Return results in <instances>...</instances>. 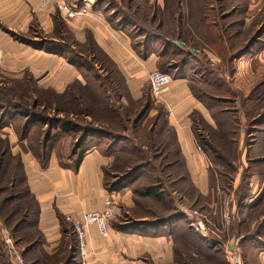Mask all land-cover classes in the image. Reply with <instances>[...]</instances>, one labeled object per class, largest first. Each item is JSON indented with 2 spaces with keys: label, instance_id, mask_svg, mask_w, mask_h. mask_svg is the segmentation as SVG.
<instances>
[{
  "label": "trees",
  "instance_id": "trees-1",
  "mask_svg": "<svg viewBox=\"0 0 264 264\" xmlns=\"http://www.w3.org/2000/svg\"><path fill=\"white\" fill-rule=\"evenodd\" d=\"M98 2L100 1H96L93 4V8L99 5ZM175 2L176 4L174 5ZM180 2L181 0H165L166 6L162 11H166L167 6L171 5L173 8H179L178 11L180 12ZM196 2L200 7V22L195 25L191 23V27L188 28H183L180 23H178L176 28L174 26L169 27V23L164 21L165 18L158 17L159 11L157 9L159 7L155 8L150 15H140L136 12L137 5V7L132 9L126 3L124 4L126 11H122L116 7H111L107 3L110 6H108L107 11L111 10L113 12L110 20L115 28L127 27L138 32V36H141L142 39L137 41L135 46L132 43L134 50L143 58L155 53L159 57L158 67L166 70L161 72L169 74L168 72L172 71L174 77L183 76V69L195 63L197 66L194 67L192 65L191 69L202 76L201 78L203 79L215 75L217 71L213 67L209 69L208 65L202 64L198 59L200 54H202L205 60L206 54L202 51L204 48L200 49L196 40H203L202 44L207 43V46L223 41L222 46L228 48L226 59L228 56V61L232 62L233 59L244 52H248L255 39L251 38L250 43L243 48L236 51L232 50L229 47L231 38L226 34L228 32V22L225 23V20L228 15L224 14L223 1L196 0ZM190 8L188 6V9ZM116 10L120 13L116 14ZM58 13L52 15L53 28L49 32L50 34L46 35L47 38L27 40H31L30 42L35 48L66 57L68 62L78 68L79 71H83V68L87 66L91 67L90 63L97 61L100 62L98 65L102 70L107 68L105 64L111 65V69L120 78V84H117V86L119 85L120 90L123 88L128 93L123 76L118 71L116 64L98 46L89 30H86L85 40L79 41L81 46L86 44L87 48L82 52L80 50L79 53L73 51V46L69 43V34H73ZM115 15L119 16V23L116 24L113 19ZM209 17L211 18L209 19ZM152 23H155L154 27H152ZM145 26L151 27L147 28ZM164 27L168 28L165 29ZM202 27L208 31L210 36H207L206 33L199 34L200 38L197 39L194 33L196 31L199 33L198 31ZM214 27L218 29L215 37L212 36ZM65 39L68 40V43L65 42ZM176 41L182 42L185 48L178 46ZM140 43L141 45H139ZM189 49L196 50L197 53L193 54L189 52ZM168 52L179 59L174 62H172L173 60L165 61L164 58ZM84 53L89 54V58L87 54L84 56ZM26 73L21 77L14 78L0 72V76L5 77L2 79L3 86L0 87V131L4 126L11 123L19 140H25V142L27 140L26 143H22L23 149L31 152L42 166L47 163L53 141H55L56 133L53 134L51 132L52 128L60 129L62 132L73 131L77 133L78 131V135L73 137L71 148L66 154V159L69 162L63 161L61 159L62 155L59 156V152H56L60 165L74 170L77 169L85 152L96 144V140H108L109 143L105 148V153L113 156V160L103 171V183L109 192L123 191L129 183L135 181L140 169L148 168L153 170L150 166V161L158 160L157 169H159L160 173L167 171L166 177L158 179L157 176H152L150 183L133 189L136 208L138 211L145 213L146 219L135 220L134 218H128L125 220L123 218L128 217V214L121 215L119 219L121 218L124 224L120 225L119 228L122 230L151 231L152 234L169 233L173 235L177 233L176 227H172V224L177 222L186 223V221L183 214L176 210L174 200L171 197V194L177 190L173 191L172 189V192H166L164 181L169 180L168 183L173 188L180 186L181 193H188L190 183L187 181V177L180 166L176 134L171 127L166 125L165 114L163 115V112L159 113L155 117L153 126L147 132L139 133L138 131L144 111L140 110L137 114H132L129 110V104L141 101L146 96V93L139 99L133 100L129 93L128 96H124L120 91L115 90L118 95L110 98L111 95L109 93L112 90L110 87H104L102 80L97 83L99 89L87 80L83 85L79 81L74 80L62 93H57L50 88L38 85L35 78ZM98 80L100 79L98 78L97 82ZM202 81L199 84L190 82V89L193 95L209 110L215 127L208 124L197 111H194L190 115L192 130L197 144L214 163L218 176L220 179L225 180L228 173L223 168L232 171L231 164L233 159L231 160V157L227 156V152L223 151L218 144L221 145L222 141L227 142L232 139L235 141L239 134V124L234 116L233 120L230 119L229 112L220 107L221 99L216 95L214 96L208 89L213 84L208 83L206 80ZM218 81L219 79L213 78L212 83ZM259 84L260 88L263 87L264 81ZM117 86L113 88L117 89ZM253 91L250 93L251 98ZM251 98H247L246 102H251ZM122 99L126 101L121 102ZM66 103L70 104L67 106ZM147 107L148 105H143V108L146 109ZM71 115L76 117L85 116V121L88 117L90 122H86L85 126L79 125L74 118L70 119ZM263 121L264 111L256 116L255 121L251 125L255 126ZM42 123L47 126V129L38 131L30 136L29 129L36 124ZM204 130L209 133L208 138L202 135ZM127 131L130 132V135L126 133ZM120 144L123 145L120 147ZM118 147L120 149H117ZM125 154L127 157L123 159L122 157ZM149 155L151 156L149 157ZM241 194L243 193H241L240 187L236 197H240V201L243 198ZM141 200L142 202L152 201L159 204L160 210H153L149 206L142 207ZM132 211L131 216L134 215V210ZM37 216L38 204L28 187L20 157L18 154L11 153L8 138L0 136V220L15 237V242L24 245L21 249L23 256L43 242L42 233L37 228ZM262 226L264 227V222L255 229L253 235L259 230L261 231ZM67 231L69 233L67 241L69 247L65 248V253L58 262L60 261L61 264H76L78 262L77 256L79 255L76 234L72 226L68 227ZM177 238L187 244V247L179 250H183L185 257L191 261V264L193 262L190 253L192 250H195L198 258V262H193L194 264H217L214 261H218L217 254L220 251L216 249V245L212 241L201 239L196 233L194 234L193 232L192 234L187 229L181 231ZM198 242H200V246ZM4 253L3 247L0 245V264H9ZM36 257H39L37 261L31 259L32 257L28 259V264H33V262L47 264V261H49V257L41 254ZM51 262L55 263V260ZM218 262L228 264L224 257L223 261L219 259Z\"/></svg>",
  "mask_w": 264,
  "mask_h": 264
},
{
  "label": "crops",
  "instance_id": "crops-1",
  "mask_svg": "<svg viewBox=\"0 0 264 264\" xmlns=\"http://www.w3.org/2000/svg\"><path fill=\"white\" fill-rule=\"evenodd\" d=\"M39 1L0 0V45L5 53L4 61L0 65V72L14 78L30 72L38 85L50 88L57 93H62L74 80L79 81L82 85L85 84L86 81L82 78L78 68L68 62L66 57L35 48L30 42L24 41L27 38L22 35L23 31L29 29V22L33 19V14L40 13ZM155 1L162 10L165 8V0ZM179 7L181 12L188 9L181 3ZM176 9L179 10L177 7ZM53 11V5L50 4L40 15L43 20L40 21V26L43 28V24H45L47 27L43 29L46 32H50L53 28L51 16ZM110 13L104 12L100 8L92 9L86 16L65 21L70 31L74 32L80 40L84 39L86 30L91 32L98 46L116 64L118 71L123 76L130 97L137 100L142 96L143 88L149 84L147 81L148 72L158 69L159 57L155 53L144 58L141 57L132 46L129 28H115L108 16ZM202 51L204 53V49ZM212 54L214 53L207 51V55L212 56L218 62V59ZM252 54L248 51L247 54L241 55L252 59ZM260 59L264 60V48L260 49ZM190 82V79L185 76L172 77L169 92L166 95V99L171 103L170 114L166 111L165 115L166 125L175 131L180 166L190 183V190L188 193H181L175 208H181L184 201L185 207H196L201 213L204 225L206 224L215 233L221 230L222 225L226 224L227 232L222 235V240L214 243L232 249L230 252L226 251L227 253L236 254L238 250L235 248L236 246L242 248L245 242L251 240H244L243 234L230 235V231H241L245 226V221L238 220L234 224L235 219L232 221L230 216V219L223 224L224 201L221 192L224 191L222 190L224 188L221 186L214 163L196 142L190 115L197 111L208 124L215 127V123L209 110L193 95ZM121 102H125V100L122 99ZM262 126H264V121L260 124V141H263L262 135H264ZM0 136H6L11 153L19 155L28 187L38 204L37 228L42 233L43 242L28 251L25 257L29 255L32 257L31 259L37 261L39 257L36 256L41 254L49 257L47 264H61L58 260L64 255L65 248L69 247L67 230L71 226L65 220V215H79L94 210L101 211L103 209L102 201L110 195L114 197L116 207L114 217L109 220V234L107 237H102L95 225H89L86 230L88 253L83 258L86 264H191L183 250H179L187 247V244L178 239L177 235L187 229L192 234L196 233L201 239L204 238L186 225L187 219L184 213L186 223L172 224V227H176L177 232L173 235L119 228L124 224V221L119 219L121 215L128 214V217L123 218L125 220L128 218L143 220L146 217L145 213L136 208L133 192L130 189L124 188L120 192H109L104 187L103 171L113 160V156L106 155L105 149L102 148L104 140H96V144L85 152L77 169L74 170L60 165L55 147L51 149L47 163L42 166L31 152L23 149L22 143H25V140H19L11 123L1 129ZM254 143L252 147L256 146ZM262 157L264 158V153L260 155L261 159ZM260 164V179L255 180L254 177H251L249 186L252 188V194L246 202L254 199L256 195H253V190L257 189L260 193V197H258L260 200L257 199V203L250 207V210L260 207V217H263L261 222H264V168L261 169L264 161H260ZM237 184L238 180H235L230 192L224 193L228 199L229 207L231 206V213L232 209L233 211L235 209L233 200L237 197L240 188ZM245 197L248 196H244L243 199ZM132 210H134L133 216H131ZM176 210L178 211L177 208ZM238 239L240 241H237ZM198 245L200 246V242ZM190 253L193 262H198L195 250ZM236 255L240 257L243 264H264L263 250H259L252 258L245 257L240 252H237ZM223 257L226 263L231 264L229 256L223 255ZM52 260H55V263H52ZM81 260L82 258L78 255L76 264H80ZM27 262L29 263V261ZM193 262L192 264H194ZM33 264L40 263L33 262Z\"/></svg>",
  "mask_w": 264,
  "mask_h": 264
},
{
  "label": "rangeland",
  "instance_id": "rangeland-1",
  "mask_svg": "<svg viewBox=\"0 0 264 264\" xmlns=\"http://www.w3.org/2000/svg\"><path fill=\"white\" fill-rule=\"evenodd\" d=\"M41 1L42 0L39 1L40 5H41ZM66 1L72 2V3H80V4L85 3V1H90L91 2L90 8H89L90 10L100 8L104 12H109V13L111 12L110 14H108V16H110V18L113 15V12L111 10L107 11V8H109L111 6L113 8L116 7L117 9H121L122 11H126L124 4L128 3L132 9L138 6L136 12H138V14H140V15H150L152 13V11H154L155 8L159 7L157 9L159 11L158 17L161 16V17L165 18V20L169 22V25H168L169 27L174 26L176 28L178 23H180L183 28H188V27H191V23L193 25H195L196 23L200 22V16H199V8L200 7L196 4L197 3L196 0H181V2H180L181 5H186L187 7L188 6L191 7L190 9H187V11H185L183 13L181 11L179 12L176 8L171 7V5H169V7L167 6L166 11H162V9L156 3L155 0H153L151 2L149 0H133L130 2H129V0H66ZM96 1H100V2H98L99 5L95 8H93V4ZM159 1H161V0H159ZM222 1H223V8L225 11L224 14L228 15L226 20H225V23L228 22V24H227L228 32L226 34L229 35L231 38L229 40V44H230L229 47L232 50L236 51L237 49H240V48L247 46V44L250 43L251 38H253V40L254 39L255 40L252 42L250 49L248 50L249 52L253 53L252 54L253 58L251 59L249 65H247L246 69L243 70V72H241L240 70L238 72H236L237 65L235 66V59L237 60V58H239L240 56L233 59L232 62L228 61V56L226 59V55L228 54L227 53L228 48L227 47L224 48L222 46L223 41L216 42L215 44H211L210 46H207V43L202 44L203 40H201V41L196 40V42H198V46H200V49L204 48V53H206L205 60L203 59L202 54H200L198 59L202 62V64L208 65L209 69H210V67H213L217 71V73L215 72V75L205 77L202 79L201 78L202 76H200L198 73H195L191 69L193 66L194 67L197 66L195 63H193L192 64L193 66L191 65V66H188L185 69H183V73H184L183 76L188 77L192 83L199 84V83L203 82L202 80H206L208 83L213 84V85H211L212 87H209L208 89L213 93L214 96L216 95L221 99L220 107L229 112L230 119L233 120L234 119L233 116H234L236 118V121H238L239 134H238L237 139L235 141H233L234 139L228 140L227 142L222 141L221 145L218 144V146L222 147L223 151L227 152V156H230L231 160L233 159L232 164H231L232 171L230 169L223 168V170L225 169L224 171H226V173H228L226 176L227 178L225 180L220 179L219 181L221 183V186L224 188V189H222L224 191L221 192V196H222L223 201L225 200L224 199V197H225L224 193L228 194L230 192V189H232L233 182L235 180H238L237 185H239L241 187V193H243V194H241V197L244 198V196H248V197H245V199L242 198V201H240V197L235 198L233 200V203H235V209H234V211L232 209V213H231V206L228 209H229V215L231 216L232 221L235 219L234 224L237 223L238 220L245 221V226L241 231H239V230L237 232L230 231V235L234 234L236 236H239L240 234H243L246 239L251 240V241L245 242L243 244L242 248L238 247V246H236L235 248L238 249L237 252H240L242 255H245V257L249 256V258H252V257H254L255 253H257L259 250L264 251V227L262 226L263 228H261V231L258 229L259 232L255 233L253 235V232L255 231V229H257L258 226L260 224H262L261 220L263 221V217H260V207L255 208L253 210H250V207L255 205L257 203V199H259L258 197H260V193H258L257 189L253 190V195H256L254 197V199L251 200L250 202H246V201H248V198L252 194V192H251L252 188H251V186H249L250 179H251V177H254L255 180L260 179V165H261L260 161H264L263 157H262V159L260 158V155H262L264 153V142H263L264 141V135H262L263 141L262 140L260 141V139H261L260 138V124L261 123L259 122L258 125H255V126L251 125V124H253L252 122L255 121L256 116H258L260 113H262L264 111V86L261 88L259 86L260 85L259 83L261 81H264V60L260 59V49L264 48V0H222ZM107 3L110 6L107 5ZM50 4L53 5V9H54L53 14L58 13L56 8H55L54 0L47 3V5L44 8H41V9L38 8L40 10V13H37V14L34 13L33 14L34 15L33 19L29 22V29L26 31H23L22 35L25 36L27 39H33V40L45 39V38H47L46 35L50 34L49 32H46L44 30L47 27L45 24H43L44 29L42 28V26H40L41 25L40 21L41 22L43 21L40 18L41 17L40 15H42L43 10L45 11V9H47ZM175 4H176V2L174 3V5ZM102 7H104V8H102ZM119 13L116 10V14H119ZM60 17L63 21L66 20L61 15H60ZM179 17H181V18H179ZM118 18H119V16H116V15L114 16L113 19L115 20V22H114L115 24L119 23ZM210 18L211 17H209V19ZM74 19H76V18H74ZM180 19H181V21H180ZM70 20H73V19H70ZM65 23H66V21H65ZM151 25H152V27H154L155 23H152ZM145 27L150 28L151 26H145ZM164 28L167 29L168 27H164ZM128 32H129V35L131 37V41H132L133 45L135 46L137 41H140L142 38H141V36H138V32H136L134 29H132V30L129 29ZM198 32L199 33H197V31H196L194 33V35L197 39L200 38L199 34L202 35V34L206 33L207 36H210L208 31H206L203 27ZM217 32H218V29L216 27H214L213 31H212V36L215 37V35H217ZM72 34L73 35L69 34V38H70L69 43L72 44L73 51L78 52V53L80 50H81L80 52L84 51V49L87 48V46H86V44L81 46L80 42L85 40V36H84V39L80 40V38L74 32H72ZM27 39H24V41L25 42L31 41V40H27ZM212 39H214V38H212ZM21 40H22V38H21ZM65 42L68 43V40L65 39ZM139 45H141V43ZM207 51L214 53L212 55L218 59V62L215 60L211 61L209 59V56L207 55ZM244 53L247 54V51ZM84 54H85L84 56H86L87 53H84ZM89 56L90 55L87 54L88 58H89ZM164 59H165V61L166 60H168V61L173 60L172 62H174V61L178 60L179 58H177V56L172 55V54H170V52H168L165 55ZM99 63H100L99 61L93 62V63H90L91 67L87 66V67L83 68V71H80L82 78L85 81L87 80L89 83L96 85L97 89H99L97 83H100V81L102 80L104 87H106V88L110 87V89L112 90L109 93V95H111L110 98L115 97L114 95H118L117 91H115V90L120 91L122 93V95H124V96H128L129 91L127 93L126 90H124L122 87H121L122 89L120 90L119 85L117 86V84H120V78H119L118 74H116L113 71V69H111V65L105 64V66H107V68L102 70V68H100L98 65ZM157 68H158L157 70H159V71H166L164 68H161V67H157ZM27 73L29 75H32L30 72H27ZM168 73L171 74L170 75L171 77H174L173 76L174 73L172 71H169ZM4 78L5 77L0 76V87L3 86L2 85V82H3L2 79H4ZM98 78L100 80H98V82H97ZM213 78L219 79V81L212 83ZM214 84H216V85H214ZM114 86H115V88L117 86V89L113 88ZM253 89H254V91H253ZM251 91H253L252 92L253 93L252 98H251V94H250ZM145 93H146V96H144L141 101L129 104V110L132 112V114L133 113L137 114L140 110L144 111L142 119L140 120V123H139V125H140V128L138 129L139 133L147 132V130L151 126H153V122L155 121V117L158 116L159 113L163 112V115L164 114L166 115V108H165L164 104L157 101L153 97L149 84L143 88L142 95H144ZM247 98H251V102H246ZM69 104L70 103H66L67 106ZM125 104H127V103H125ZM143 105H148V107L145 109V108H143ZM248 112H250V113L248 114ZM70 117H69L70 119L74 118V120L79 125H82V126L83 125L85 126L86 122L87 123L90 122L89 121L90 119L88 117H87V120L85 121V119H84L85 116L76 117L75 115H73V116L71 115ZM39 127H41V128H39ZM262 127H264V126H262ZM46 129H47V126L44 125V123L36 124L35 126H32L29 129L30 130L29 135L32 136L35 133H37L38 131H45ZM251 130H252V132L250 133ZM51 132L53 134L56 133L55 141H53L52 148L55 147V149H56L55 152H59V154H60L59 156L62 155L61 159L63 161H67V159H66L67 155L66 154H68V152L71 148V144L73 142V137L77 136L79 132L78 131H77V133L73 132V131L62 132L60 129L56 130L54 128L51 129ZM126 133H129V135H130L129 131H127ZM202 135L205 138L206 137L208 138L209 133L206 130H204L202 132ZM234 136L236 137V135H234ZM255 141H256V143H254ZM26 142H27V140H26ZM108 143H109L108 140H104L102 142V148L105 149L107 147ZM253 143L256 144V146L252 147ZM122 145L123 144H120V147ZM120 147H118L117 149H120ZM114 151H116V150H114ZM150 156L151 155H149V157ZM125 157H127L126 154L122 158L124 159ZM151 161H150V163H151L150 166L153 168V170H150L148 168L140 169L139 173L136 175L137 178L135 179V181L129 183L125 187V189H130V191L133 192V189L135 187L147 185L148 183H150L152 176H157L158 179H161V178L164 179L166 177L167 171L164 173H160L158 171L159 169H157L158 160H151ZM67 162H69V161H67ZM263 168H264V165L262 166L261 169H263ZM227 170H229V171H227ZM168 182H169V180L164 181V183H165L164 185L167 189V190L166 189L165 190H166V192H172V189H173V191L177 190L175 193L171 194V197L174 200V205H177L178 199L180 198V195H181L180 186H176L175 188H173L172 186L169 185ZM179 185H182V184H179ZM132 196H133V194H132ZM141 202H142V200H141ZM183 203H184L183 204L184 206L181 205V208L176 207L178 209V212L183 214L184 213L183 209L184 210L195 209L200 214V218L203 222L201 213H200V211H198V209H196V207L195 208L190 207V206L185 207L186 206L185 201ZM147 206H149L153 210H160L159 204H157L155 202H152V201L142 202V207H147ZM228 206H229V204H228ZM182 207H184V208H182ZM212 208H214V207H212ZM184 215H186V214L184 213ZM222 221H223V224H225V221H228V220L225 219L222 215ZM0 222L3 226H5L1 220H0ZM203 225H204V223H203ZM225 226H226V224L224 226L222 225L221 230L217 231L215 233V232H212L210 230V228H208L207 225L205 224L206 232L203 234H201V233H198V234L202 238L207 239L209 241H212L213 243L215 241H221L222 235L227 232L226 231L227 229ZM7 230H8V228H7ZM9 234L12 235V233L10 231H9ZM3 235L4 234L0 229V238H1L0 245L3 247V250L5 252L4 254L6 256L8 263L9 264H15L13 261L10 260V256L6 250V245L3 241ZM245 238H243V239L246 240ZM13 240H14V244H15L16 248L20 251L25 264H27L28 263L27 261H28V259L31 258V256H29V255H27L26 257L23 256L21 249L24 245H22L21 243L18 244L17 242H15L14 236H13ZM237 241H240V239H238ZM216 249H218L221 253V254L220 253L217 254L218 261H219V259H221L223 261V255L229 256V258H230V254L232 252L227 253L226 251L230 252V250H232V249H229L226 246H219V245H216ZM237 252H236V254H237ZM237 259H239V264H243V262L240 261L239 256H237ZM218 261L215 260L214 263L222 264V263H219ZM230 261H231V259H230Z\"/></svg>",
  "mask_w": 264,
  "mask_h": 264
},
{
  "label": "built area",
  "instance_id": "built-area-1",
  "mask_svg": "<svg viewBox=\"0 0 264 264\" xmlns=\"http://www.w3.org/2000/svg\"><path fill=\"white\" fill-rule=\"evenodd\" d=\"M52 0H42L41 5L39 4V9L44 8L47 3ZM55 8L59 14L66 20L83 17L90 13V1H85V3H72L67 2L66 0H54ZM5 58V53L3 47L0 45V65L3 63ZM211 61H214L212 56H209ZM251 57L241 56L237 58L236 65L237 70L243 72L249 65ZM172 80V77L164 72H161L157 69L151 70L147 74V81L149 83L151 93L153 97L164 104L166 111L170 114V105L171 103L166 99V95L169 92V84ZM103 209L101 211H87L79 215L66 214L65 220L70 223L73 230L75 231L77 238L78 254L82 258L80 264H86L83 258L88 253V242L86 237V230L89 225H95L99 234L102 237H107L109 234V220L115 215L116 201L114 197L107 196L102 201ZM229 206L228 199L225 196L223 203V217L225 219H230L229 215ZM183 212L186 214V219L189 227L197 233H205L206 228L203 225V222L200 218V214L195 209H183ZM1 224V223H0ZM0 229L3 232V241L6 245V250L10 256V260L15 264H25L20 251L16 248L13 240V236L9 234V231L2 224ZM231 264H239V259H237L236 254H230Z\"/></svg>",
  "mask_w": 264,
  "mask_h": 264
},
{
  "label": "water",
  "instance_id": "water-1",
  "mask_svg": "<svg viewBox=\"0 0 264 264\" xmlns=\"http://www.w3.org/2000/svg\"><path fill=\"white\" fill-rule=\"evenodd\" d=\"M176 44L178 46H180L181 48H185V45L182 42H180V41H176ZM189 52H191L193 54H196L197 53V51L196 50H193V49H189Z\"/></svg>",
  "mask_w": 264,
  "mask_h": 264
}]
</instances>
